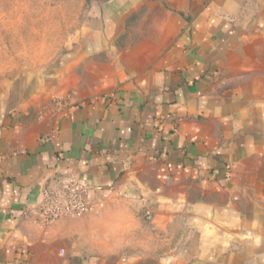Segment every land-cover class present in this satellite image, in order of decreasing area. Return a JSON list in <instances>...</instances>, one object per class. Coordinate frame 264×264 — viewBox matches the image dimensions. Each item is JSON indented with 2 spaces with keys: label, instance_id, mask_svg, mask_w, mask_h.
<instances>
[{
  "label": "crops",
  "instance_id": "0c3cea01",
  "mask_svg": "<svg viewBox=\"0 0 264 264\" xmlns=\"http://www.w3.org/2000/svg\"><path fill=\"white\" fill-rule=\"evenodd\" d=\"M50 77L0 91V264H264V0H111ZM59 172L89 209H40Z\"/></svg>",
  "mask_w": 264,
  "mask_h": 264
},
{
  "label": "rangeland",
  "instance_id": "374dc122",
  "mask_svg": "<svg viewBox=\"0 0 264 264\" xmlns=\"http://www.w3.org/2000/svg\"><path fill=\"white\" fill-rule=\"evenodd\" d=\"M108 1L0 0V91L26 77L52 76Z\"/></svg>",
  "mask_w": 264,
  "mask_h": 264
},
{
  "label": "built area",
  "instance_id": "2783aa9c",
  "mask_svg": "<svg viewBox=\"0 0 264 264\" xmlns=\"http://www.w3.org/2000/svg\"><path fill=\"white\" fill-rule=\"evenodd\" d=\"M91 189L77 175L59 172L55 183L44 190L41 216L46 223L85 213L90 206Z\"/></svg>",
  "mask_w": 264,
  "mask_h": 264
}]
</instances>
